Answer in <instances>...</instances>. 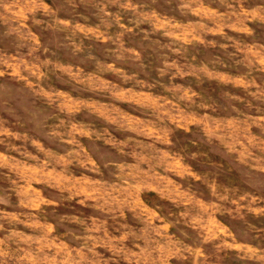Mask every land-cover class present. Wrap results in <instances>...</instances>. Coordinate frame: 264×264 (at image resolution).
<instances>
[{
  "label": "rangeland",
  "instance_id": "374dc122",
  "mask_svg": "<svg viewBox=\"0 0 264 264\" xmlns=\"http://www.w3.org/2000/svg\"><path fill=\"white\" fill-rule=\"evenodd\" d=\"M0 264H264V0H0Z\"/></svg>",
  "mask_w": 264,
  "mask_h": 264
}]
</instances>
